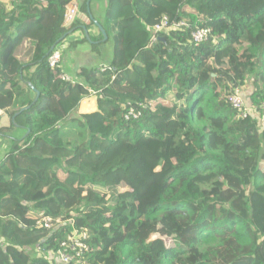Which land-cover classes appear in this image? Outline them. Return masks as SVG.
I'll return each instance as SVG.
<instances>
[{
    "label": "trees",
    "instance_id": "trees-1",
    "mask_svg": "<svg viewBox=\"0 0 264 264\" xmlns=\"http://www.w3.org/2000/svg\"><path fill=\"white\" fill-rule=\"evenodd\" d=\"M7 1L0 135H25L0 161V264H64L68 220L89 233L70 264H264V0H108L94 49L111 42L113 57L83 83L49 64L74 0ZM198 28L211 35L195 45ZM250 77L242 117L223 96ZM131 106L140 117L126 121Z\"/></svg>",
    "mask_w": 264,
    "mask_h": 264
},
{
    "label": "crops",
    "instance_id": "crops-1",
    "mask_svg": "<svg viewBox=\"0 0 264 264\" xmlns=\"http://www.w3.org/2000/svg\"><path fill=\"white\" fill-rule=\"evenodd\" d=\"M84 4L87 5L86 11H83ZM72 5L78 7L79 16L74 24L65 28L70 29L75 24L77 27L71 29L57 47L62 50L63 74L68 75L74 82L83 83V80L78 78L81 70L108 66L113 57L111 42L101 45L98 50L94 49V43L100 36V29L96 23L102 26L108 0H74ZM84 29L88 32L90 40L94 41L87 39ZM24 135L25 131L18 128L7 135H0V161L10 151L13 141L23 138ZM39 175L43 181L49 183V174L46 171H41Z\"/></svg>",
    "mask_w": 264,
    "mask_h": 264
},
{
    "label": "built area",
    "instance_id": "built-area-1",
    "mask_svg": "<svg viewBox=\"0 0 264 264\" xmlns=\"http://www.w3.org/2000/svg\"><path fill=\"white\" fill-rule=\"evenodd\" d=\"M79 16V9L77 6L68 5L64 15V27L70 26L75 23L76 19ZM187 23L181 22L175 27L183 28L186 27ZM169 20L167 17H163L161 22L149 28L151 33L152 39L151 44L157 41L159 34L162 32H167L170 29ZM211 35V30L208 28H198L192 32V43L195 45H200L203 42L208 41ZM151 46V45H150ZM62 63V50L54 48L52 54L49 57V64L51 68L61 67ZM63 80L66 82H73V80L66 74L62 76ZM223 100L228 102L233 106L234 109L241 112L242 117H246L250 114V109L247 108L244 104L243 97L241 93L237 90L234 94L224 95ZM140 117L139 111L134 108L130 107L128 113L125 116L126 121H130L131 119H138ZM60 222V221H58ZM69 223L74 227L73 231L68 234L67 239L62 243L60 249L58 250L57 254L64 264H70L75 259L78 260V263H81L80 258L82 257L85 251H88V246L85 241L89 237L88 230L85 228H76L74 226V222L72 220H68ZM39 227H44L45 229H51L54 227V222L50 217H44L38 222Z\"/></svg>",
    "mask_w": 264,
    "mask_h": 264
},
{
    "label": "rangeland",
    "instance_id": "rangeland-1",
    "mask_svg": "<svg viewBox=\"0 0 264 264\" xmlns=\"http://www.w3.org/2000/svg\"><path fill=\"white\" fill-rule=\"evenodd\" d=\"M1 1H4L5 3H8L7 0H1ZM9 7H10V5H9ZM253 81H254L253 77L252 78L251 77L248 78L246 83H245V85L238 90L241 93V95L243 96L244 101L246 103H249L251 106H252V103H251L252 96H253V93L255 91ZM248 108H249V106H248ZM263 109H264V106H263ZM256 111H258V110L255 109L254 112H256ZM254 116L255 117H260V116H257V115H254ZM259 121H260V127L263 128L264 127V118L260 117ZM83 122H84V124L87 123L88 127H90L89 128L90 131H93V132L100 131V127H99L97 121H95V120H84ZM59 129L61 131V135H62V138H63L64 141H67V140H70V141L74 140L75 141L77 139L76 134L73 133V130H74L73 126L69 122H66V123L60 125ZM71 138H73V139H71ZM153 241L156 243V248L157 249H160L162 247V244H163L162 241H160L157 238H154ZM0 243H1V240H0ZM37 252H38L37 248H36V250L34 248L30 249L29 250V256L30 257H35L38 254Z\"/></svg>",
    "mask_w": 264,
    "mask_h": 264
},
{
    "label": "water",
    "instance_id": "water-1",
    "mask_svg": "<svg viewBox=\"0 0 264 264\" xmlns=\"http://www.w3.org/2000/svg\"><path fill=\"white\" fill-rule=\"evenodd\" d=\"M96 25L99 27V29H100V31H101L103 37H104V41H107L106 32H105V30L103 29V27L100 26L98 23H96ZM84 30H85V29H84ZM85 32H86V37H87V39L90 40V38H89V36H88V32H87L86 30H85Z\"/></svg>",
    "mask_w": 264,
    "mask_h": 264
}]
</instances>
